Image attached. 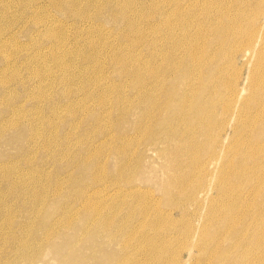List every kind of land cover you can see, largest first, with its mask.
<instances>
[{"label":"bare ground","instance_id":"bare-ground-1","mask_svg":"<svg viewBox=\"0 0 264 264\" xmlns=\"http://www.w3.org/2000/svg\"><path fill=\"white\" fill-rule=\"evenodd\" d=\"M78 1L91 4L79 8ZM244 1L234 0L237 7L236 12H232L231 20L227 0H168L162 8L156 10L155 17L161 25L154 29L148 26V20H142L148 17V4L145 0H62L60 6L63 10L83 19L96 16L106 8L109 10L107 15H112L111 19L120 24L118 26L121 29V39H128V32L135 34L129 36L130 43L125 39L126 43L135 45L132 50L128 48L129 44L127 46L119 42L117 49L110 46L113 67L124 76L125 82H129L132 92L129 98H124L125 102L123 97L117 98V114L122 115L132 109L135 114L133 136L136 135L139 140L143 139L149 147H158L159 153L162 152L163 157L167 158L163 166L166 168V178L161 186L168 196L179 197L172 210L175 212L179 209L181 215L187 216L189 212L196 214V211L203 208L208 218L205 226H210L208 230H201L195 235L191 228L181 230L175 225L161 224L164 218H160L162 216L153 210L154 216L148 220L146 217L141 218L145 228L148 227V234L143 232L133 245L132 230L125 224L120 225L116 219H110L116 218L113 215L105 217L101 212L103 201L100 200L99 203L93 200V194L99 192L100 187H104L97 184L99 178L96 180L92 174L89 181H86L82 174H65L64 177V172L62 175L51 176L44 165L33 166L28 163L29 158H26L24 162L28 166L25 174L22 170L14 168L12 163L0 166V176L7 184L3 192L0 188V196L8 197L10 201L20 205H26L24 199L28 198L27 204H30L31 211L27 214L22 211L20 214L22 218L25 217V228L32 234L27 238L14 236L7 254L0 257L3 258L0 264H35L43 260L47 252L54 258H59L62 264H84L85 260L93 264H123L121 258L128 257L130 246L146 253L148 260L153 264H161L162 261L168 264L171 257L182 256V249L175 247L180 240L177 237L182 236L188 244L187 260H192L191 264H264V69L257 70L260 64L257 61L264 55V8L258 7L261 16L250 20L251 28L248 33L252 32V41L246 42L242 47L240 43L237 44L242 33L238 13ZM103 2L108 5H103ZM169 9L176 10V13ZM2 10L1 6L0 41L5 39L4 33L7 31L4 27L7 16ZM173 15L179 17L176 25L170 17ZM196 16H201L202 19L198 20ZM174 26L178 27V33H175ZM123 27L127 28L128 32L124 31ZM93 28L97 29V25ZM148 29L151 30L150 39ZM58 43L55 40V44ZM120 46L123 47L120 48L121 54L117 52ZM139 46H142L144 51L140 56H135L138 55L135 51ZM63 47L56 48L60 50L58 56L54 57L53 54L55 61L61 57L58 59V68L63 73L59 78L61 82L64 79L68 81L69 77L65 75L63 68L66 65L62 56L65 53L74 54ZM237 55L244 59L240 69L247 66L248 75L254 70L243 86L239 85L242 71L235 72L234 59ZM91 56L90 51L85 54L81 68L84 69L88 65L86 59ZM148 56L152 57L149 61ZM100 57L97 56L96 60L99 61ZM100 80L98 83L103 84ZM85 82H89V79ZM101 84L97 85L103 90L107 87L110 90L118 88L120 93V82L113 85L107 81L106 86ZM3 85L8 87L5 83ZM160 96L163 97L161 102L158 100ZM156 98L158 101L155 102ZM100 100L103 102L104 98ZM149 106L157 115L156 121L148 129L145 119L148 118ZM194 120V123H189ZM224 120H228L225 125L222 124ZM15 123V120H11L6 125H0V131L13 127ZM34 133L41 135V131L35 130ZM42 135L48 143V148L43 150L47 151L45 153H50L51 156L58 154L60 157V151L68 153L65 144L56 140L50 123ZM126 138L121 137L118 149L115 145L112 152L126 156L130 144ZM177 138L186 139V144L180 143ZM83 142L80 141L81 150L76 154V164L79 160L80 163L85 161L91 153L92 147L87 145L86 141ZM121 144L122 150L119 149ZM205 149L207 151H204ZM196 151L200 157L194 161L192 157ZM205 152H209L207 158L202 156ZM180 158L188 161L186 168L191 171V163H198L204 177L190 182V172L175 167L176 160ZM123 162L124 160L122 164ZM124 171V165L114 170L117 179ZM212 176L216 182V197L227 200L222 210L219 209L220 205L215 198L208 193V183L213 179ZM110 186L111 184H108L106 187ZM237 186H245L246 190L241 192V189H236ZM132 188V185L125 187L121 194L111 197L112 204L129 205L132 194L138 190ZM54 199L56 203L52 210L55 214L51 210L50 219H42L39 226L34 224L36 214L43 217L48 213H45V209ZM239 205H251L255 217L245 218L244 215H249L250 212L247 209L237 210ZM8 207L9 203L6 208L11 209ZM40 209L43 212L39 213ZM142 215H146L145 211ZM80 216V227L76 228L68 243L63 241L55 247V236L58 232L73 227ZM104 237H108L112 247L114 242L120 245L117 251L113 250V254L105 258L106 251L102 247L106 240ZM0 239L2 243H8L10 240L8 236L2 235ZM66 245L64 252H61V247ZM80 248H86L87 252L76 254V250ZM99 254L102 255V261L96 260ZM194 254L195 258H192ZM167 257V261L161 260ZM169 264H179V260Z\"/></svg>","mask_w":264,"mask_h":264},{"label":"rangeland","instance_id":"rangeland-1","mask_svg":"<svg viewBox=\"0 0 264 264\" xmlns=\"http://www.w3.org/2000/svg\"><path fill=\"white\" fill-rule=\"evenodd\" d=\"M61 2L62 0H57L56 2H52L51 0L0 1V5L3 7L2 11H5L3 13L7 16L6 25H4L7 28V31L4 33L5 39L0 41V122L2 121L0 125H6L11 120L16 121L13 127H6L0 131V166L12 163L14 168L22 170L21 172L25 174L28 165L24 161L26 158H29L30 162L28 163H31L33 166L38 165V167L44 165V168L51 176H55L56 174L62 175V172H64L62 175L64 177H66L65 174L73 176L82 174L84 179L89 181L92 174H94L96 180L99 178L97 181L99 186L106 187L108 184H111L110 187H106L105 189L104 187H100L98 189L99 192L93 194V200L96 202L103 201L101 212L102 214L104 213L105 217L113 215L116 218L110 219H116L120 225L125 224L132 230V235L134 234V236L131 238V243L133 245L137 243L136 240L140 238L143 232L145 235L148 234V227L145 228L143 219L141 218L146 217L148 220V218L154 216L153 210L157 211L159 216H162L160 218H164L162 220L163 223L160 222L161 224L175 225V227L181 230L191 228L190 230L195 235H198L201 230H208L210 225L206 224L205 226L208 218H206L203 208L200 211H196V214L189 212L187 216L181 215L178 212L179 209L175 210V212L173 211L174 209L172 210L175 207V202L179 201V197L168 196L161 186L166 178V168L163 166L167 158L163 157L162 152L161 154L159 153L158 147H149L142 141L143 139H140V141L136 138V135L133 136L135 114H133L132 109L127 110L122 115H118L120 113L117 114L115 106L117 98L123 97V102H125L124 98H129L132 92L128 85L129 82H125L123 80L124 76L115 71L113 67L110 46L117 49L118 42L122 45L127 44L128 46L130 43L129 36L135 34L128 32V29L123 27V30L128 32V39L127 37L121 39V31H119L121 29L118 26L120 24L115 19H111L112 15H107L109 10H106L105 7L96 16L92 15V17L83 19L63 10L62 6H60ZM167 2L168 0H145V3L148 4V17L142 20H148L150 28L153 27L155 29V27L161 25L155 17L156 10L162 8ZM87 4L78 1L79 8H84ZM103 5H108V3L103 2ZM227 5L231 11L228 14L232 20V12H236L237 5L234 3V0H227ZM141 6L143 5L141 4ZM258 7L264 8V0H245L239 7L238 14L241 19L242 33L240 38H238L239 42L237 44L240 43L242 47H244L246 42L252 41V32L248 33V29L251 28L249 27V22L261 16L258 12ZM169 10L176 13L174 9ZM170 17L173 20V24L176 25L179 17L176 18V15ZM196 17L198 20L202 19L201 16ZM246 24L247 27H245ZM255 24L256 21L254 22ZM94 25H97L99 31L93 28L95 27ZM174 28L175 33H178V27L174 26ZM150 37L151 30L148 29V39ZM125 39L129 43H126ZM55 40L60 45L59 43L55 44ZM161 41L164 40L161 39ZM61 46H64V50H70L74 53H65L62 56L66 65L63 68L65 69V75L69 76L68 81L64 79L63 82L59 79L63 73L58 68L60 65L58 59L61 57L56 59V61L53 60V54L56 57L58 56L57 53H60V50L56 48ZM134 46L129 44L128 48L132 50ZM162 46L164 47V42ZM120 48L123 47L120 46L117 52L121 54ZM89 51L92 56L86 59L88 65L83 69L81 68V64L84 65L83 59ZM143 51L142 46L137 47V51L135 52L138 55L135 54V56H140ZM97 56H101L99 58L100 62L96 60ZM151 59L152 57L148 56V61ZM243 62L242 56L237 55V58L234 59L235 72L242 71V78L239 82V85L242 86L246 84L254 72L253 70L248 75L247 66L240 69ZM257 62L260 63L257 70L264 69V55H261ZM255 65L253 68H255ZM45 70L46 72H41ZM88 79L89 82H85ZM99 79H101L100 81L103 84L98 83ZM105 80L113 85L120 82V93L118 88L110 90L107 87L103 90L97 85L106 86L107 81ZM3 82L8 87L5 88ZM100 98H104V101L101 102ZM132 99L135 101L134 98ZM154 100L155 102L158 100L161 102L163 101V97L160 96L158 100L157 98ZM156 115L154 109L149 106L148 118L145 119V125H148V129L156 121ZM194 122L195 120L189 123ZM221 122L222 120L218 124ZM227 122L228 120L222 124L225 125ZM49 123L50 128L56 136V140L59 143L65 144L64 146L68 151V153L60 151L61 157L57 154L59 159L56 158L57 155H52L54 156L53 158L50 153L43 151L48 148V143L42 134H44ZM35 130L41 131V135H36L34 133ZM154 130L155 128H153ZM121 137H127L126 140L130 141L126 156L116 155V153L112 152V148L115 145H117L118 149V144L122 141ZM176 140L182 144H186V139L179 140L177 138ZM80 141H86L87 145H90L92 149L85 161L83 160L80 163L79 160L76 164L78 160L77 155L81 150ZM83 143L85 145V142ZM119 149L122 150V144ZM170 149L173 150V148ZM204 151H207V149ZM202 156L203 158H207L209 152H205ZM199 157L200 155H198L197 151L194 152L192 157L194 161L195 159L199 160ZM122 160H124L123 164ZM42 161L43 164H41ZM196 164L191 163L193 169L191 171L186 168L188 161L185 162L180 158L176 160L175 167L178 169L183 168L187 172H190L191 182L194 179L197 181L204 177L199 164ZM120 165H124L125 171L117 179L114 170ZM208 184L210 187L208 193L215 198L214 200L220 205L219 209L222 210L227 200L223 197H216V182L214 178ZM131 185L133 186L132 189L138 190H135V193L132 194L130 204L122 203L119 206H114L110 201L111 197L121 194L122 189ZM6 186V181L0 176V188H2V192ZM236 189H241L240 191L242 192V190H246V187L237 186ZM27 200L28 198L24 199L26 205H20L19 203L10 201L8 197L3 198L0 196V235L10 238L8 243H2L0 239V257L7 254L11 239L14 236L27 238L28 235L32 234L29 229L25 228L26 224H23L25 217L22 218L20 214L22 211L23 214L29 212L30 204H27ZM7 203L10 204L8 208L11 209L6 208ZM54 203H56L55 199L47 205L45 213H48L43 217L41 214H36L37 217L34 220V224H38L39 226L42 219H50L52 213L55 214V211L52 210ZM188 207L190 211L191 205L189 204ZM245 209L250 212L249 215H244L245 218L255 217L251 205L249 207L239 205L237 208V210ZM143 211H145V216L142 215ZM41 212H43L42 209L39 210V213ZM80 218L81 216L76 219V224L73 227L58 232V235L55 236V247L63 241H67L68 243L70 236H73L76 228L80 227ZM104 238L106 240L101 245L103 250L106 251L104 252L105 258L107 255L113 254V250L117 251L120 245L114 242L112 247V242L109 241L108 237ZM177 239L180 240L175 247L178 246L182 249V256L179 258L171 257L170 262L177 263L179 260V264H191L192 260H187L188 244H186V240H184L183 236L177 237ZM191 243L194 246L193 240ZM66 247L67 245L62 246L61 252H64ZM51 249L53 250V248ZM83 252H87L86 248L84 250L83 248L76 250V254ZM128 252L130 253H128V257L126 258H121L122 255L118 256V259H122L123 264H153L148 260V255L138 248H131L130 246ZM52 257L53 255L47 252L44 254L43 260L38 261V263L35 262V264L63 263H61L59 258ZM168 257L161 260L167 261ZM192 258H195V254ZM96 260L102 261V255L99 254ZM86 262L93 264L86 260L84 264H87ZM161 264H164V261Z\"/></svg>","mask_w":264,"mask_h":264}]
</instances>
